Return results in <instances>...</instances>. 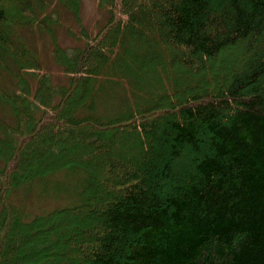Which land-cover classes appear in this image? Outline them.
<instances>
[{
	"label": "trees",
	"instance_id": "obj_1",
	"mask_svg": "<svg viewBox=\"0 0 264 264\" xmlns=\"http://www.w3.org/2000/svg\"><path fill=\"white\" fill-rule=\"evenodd\" d=\"M51 1L0 0V264H264V0H95L91 39L80 0H55L87 40L71 51ZM114 82L126 102L99 114ZM66 169L79 205L13 209V189Z\"/></svg>",
	"mask_w": 264,
	"mask_h": 264
},
{
	"label": "rangeland",
	"instance_id": "obj_2",
	"mask_svg": "<svg viewBox=\"0 0 264 264\" xmlns=\"http://www.w3.org/2000/svg\"><path fill=\"white\" fill-rule=\"evenodd\" d=\"M47 12L58 23L55 26V32L60 45L68 51L86 45L87 40L81 38L80 27L55 0L51 1ZM80 15L82 27L91 39L106 23L108 11L105 8L99 11L95 0H80ZM18 32L19 37L25 40L26 44L38 57L42 72L48 76L50 85L54 89L67 85L68 77L54 61L49 37L46 34L39 33L34 28H23ZM122 85L126 90L116 88V82L107 88V95L102 99L103 101L99 102L97 107L99 114L115 115L122 110V103L126 102L128 96L123 92V90L128 91V86ZM35 87V82H33L31 84V93L33 94ZM128 100L130 103V99ZM0 116L5 117L9 123L13 124V119L11 121L9 118V116L12 117V114L7 106L0 104ZM0 167H2L1 161ZM82 180V172L62 170L38 179L34 183H26L13 189L9 196V202L13 209L23 212L24 220L44 215L55 209L73 207L80 204L79 193L83 185Z\"/></svg>",
	"mask_w": 264,
	"mask_h": 264
}]
</instances>
